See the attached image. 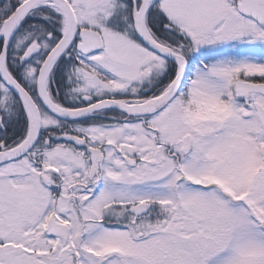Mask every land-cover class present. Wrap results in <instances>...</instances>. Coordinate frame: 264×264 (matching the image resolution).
<instances>
[{
    "label": "snow or ice",
    "instance_id": "6c2138e0",
    "mask_svg": "<svg viewBox=\"0 0 264 264\" xmlns=\"http://www.w3.org/2000/svg\"><path fill=\"white\" fill-rule=\"evenodd\" d=\"M0 264H264V0H0Z\"/></svg>",
    "mask_w": 264,
    "mask_h": 264
}]
</instances>
